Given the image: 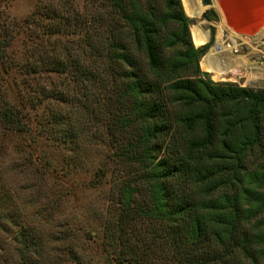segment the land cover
<instances>
[{"label": "trees", "instance_id": "16d2710c", "mask_svg": "<svg viewBox=\"0 0 264 264\" xmlns=\"http://www.w3.org/2000/svg\"><path fill=\"white\" fill-rule=\"evenodd\" d=\"M182 2L99 0L93 18L101 44L88 46L126 120L117 155L133 166L108 264H264V88L203 76ZM0 122L26 124L2 98Z\"/></svg>", "mask_w": 264, "mask_h": 264}, {"label": "rangeland", "instance_id": "374dc122", "mask_svg": "<svg viewBox=\"0 0 264 264\" xmlns=\"http://www.w3.org/2000/svg\"><path fill=\"white\" fill-rule=\"evenodd\" d=\"M98 1L0 0V99L26 122H0V264L113 263L112 223L133 166L117 155V90L88 46L101 44ZM187 6L193 45L206 46L203 76L264 88V30L232 37L213 0ZM212 62L232 69L207 70Z\"/></svg>", "mask_w": 264, "mask_h": 264}, {"label": "bare ground", "instance_id": "6f19581e", "mask_svg": "<svg viewBox=\"0 0 264 264\" xmlns=\"http://www.w3.org/2000/svg\"><path fill=\"white\" fill-rule=\"evenodd\" d=\"M213 2L230 36L238 34L236 30L245 32L243 37L248 33L249 35L257 31L262 33L264 30V0H213ZM219 38L216 36L215 44L220 42Z\"/></svg>", "mask_w": 264, "mask_h": 264}, {"label": "water", "instance_id": "95a60500", "mask_svg": "<svg viewBox=\"0 0 264 264\" xmlns=\"http://www.w3.org/2000/svg\"><path fill=\"white\" fill-rule=\"evenodd\" d=\"M202 1H204V3H208L209 2V0H202Z\"/></svg>", "mask_w": 264, "mask_h": 264}]
</instances>
